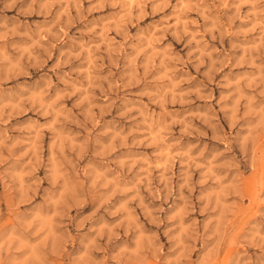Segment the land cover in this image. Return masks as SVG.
<instances>
[{"label":"rangeland","instance_id":"1","mask_svg":"<svg viewBox=\"0 0 264 264\" xmlns=\"http://www.w3.org/2000/svg\"><path fill=\"white\" fill-rule=\"evenodd\" d=\"M0 264H264V0H0Z\"/></svg>","mask_w":264,"mask_h":264}]
</instances>
